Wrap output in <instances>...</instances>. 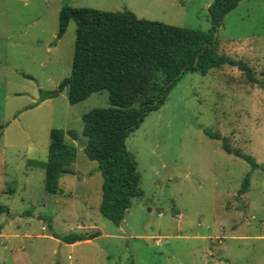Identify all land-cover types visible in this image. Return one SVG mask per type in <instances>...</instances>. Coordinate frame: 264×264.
Segmentation results:
<instances>
[{
	"label": "rangeland",
	"instance_id": "obj_1",
	"mask_svg": "<svg viewBox=\"0 0 264 264\" xmlns=\"http://www.w3.org/2000/svg\"><path fill=\"white\" fill-rule=\"evenodd\" d=\"M210 1L0 0V205L8 208L0 213V264H264V170H252L239 194L249 164L205 133L264 163V0H240L214 32L216 52L244 62L254 80L230 65L186 73L125 139L142 195L124 225L134 235H161L158 244L145 236L126 242L98 209L102 175L83 151L82 115L107 107L108 90L76 104L67 88L39 99L40 89L54 90L70 75L75 23L57 36L63 5L129 9L207 32ZM53 128L78 138L65 136L76 157L49 194L43 164ZM70 232L99 235L72 244L53 236Z\"/></svg>",
	"mask_w": 264,
	"mask_h": 264
},
{
	"label": "trees",
	"instance_id": "obj_2",
	"mask_svg": "<svg viewBox=\"0 0 264 264\" xmlns=\"http://www.w3.org/2000/svg\"><path fill=\"white\" fill-rule=\"evenodd\" d=\"M240 0H213L207 6L211 27L207 32L137 17L131 10H101L92 7L63 5L58 14L57 36L61 37L69 21L75 23V37L70 75L54 90H39V99L56 97L67 88L70 104H76L92 93L108 90L109 105L94 107L82 115V133L87 137L83 151L96 161L102 175L101 215L119 224L133 198L142 195L140 172L133 155L126 149L125 139L139 127L148 112L158 109L171 88L186 73L205 74L212 68L235 66L254 80L244 62L216 52L214 32L224 16L236 8ZM211 138L222 139L223 149L244 159L250 166L242 180L239 194L248 190L250 173L258 163L225 137L205 129ZM78 134L73 130L53 128L50 131L44 188L57 193L59 176L74 161L76 147L65 142ZM8 211L0 205V213ZM98 232L53 234L65 243L92 239Z\"/></svg>",
	"mask_w": 264,
	"mask_h": 264
},
{
	"label": "water",
	"instance_id": "obj_3",
	"mask_svg": "<svg viewBox=\"0 0 264 264\" xmlns=\"http://www.w3.org/2000/svg\"><path fill=\"white\" fill-rule=\"evenodd\" d=\"M211 2H213V0H211L209 3H211ZM209 3H208V5H209ZM209 19H211V16H210V15H209ZM63 171H64V170H63ZM133 199H134V198H133ZM130 208H131V207H128V208L124 211V214H123L122 218H121L120 221H119V226H120V228L122 229V231H123V233H124V238H125L126 242H128V243H129V241H130V233H129L128 229L125 227V225H124V221H125V219H126V216H127L128 212H129Z\"/></svg>",
	"mask_w": 264,
	"mask_h": 264
},
{
	"label": "crops",
	"instance_id": "obj_4",
	"mask_svg": "<svg viewBox=\"0 0 264 264\" xmlns=\"http://www.w3.org/2000/svg\"><path fill=\"white\" fill-rule=\"evenodd\" d=\"M48 51H49V49H48ZM45 80L48 81V82H52V78H51V76H49V75L46 77ZM38 86H40V83H38ZM126 217H127V216H126ZM178 229H181L180 223H179V225H178ZM123 236H124V235H123ZM133 236H137V237H139V238L144 237V236H145V237H154V238H155V236H158V235H154V234H151V235H150V234H148V235H147V234H146V235H142V234L134 235L133 233L130 232V238L133 237ZM158 237H161V235L158 236ZM87 240H88V239H87ZM154 240H155V239H154ZM77 242H78V241H77Z\"/></svg>",
	"mask_w": 264,
	"mask_h": 264
},
{
	"label": "built area",
	"instance_id": "obj_5",
	"mask_svg": "<svg viewBox=\"0 0 264 264\" xmlns=\"http://www.w3.org/2000/svg\"><path fill=\"white\" fill-rule=\"evenodd\" d=\"M155 242L158 244L160 242V238H155Z\"/></svg>",
	"mask_w": 264,
	"mask_h": 264
}]
</instances>
